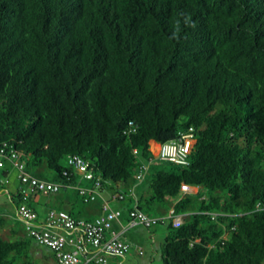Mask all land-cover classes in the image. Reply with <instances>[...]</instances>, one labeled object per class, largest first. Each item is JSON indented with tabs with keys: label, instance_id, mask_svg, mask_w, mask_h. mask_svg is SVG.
Returning <instances> with one entry per match:
<instances>
[{
	"label": "trees",
	"instance_id": "obj_1",
	"mask_svg": "<svg viewBox=\"0 0 264 264\" xmlns=\"http://www.w3.org/2000/svg\"><path fill=\"white\" fill-rule=\"evenodd\" d=\"M190 127L188 164L152 154L153 141ZM4 142L24 154L25 172L51 181L31 173L48 169L68 186L81 178L69 156L87 160L112 189L143 180L155 161L151 193L122 219L156 205L167 210L157 223L171 208L183 216L179 227L169 218L164 264H264V0H0ZM9 167L18 180L9 160L3 177ZM184 183L207 198L183 194ZM131 190L117 188L116 200ZM34 196L26 202L38 215ZM7 225L0 264L56 262L0 210V231ZM39 245L52 255L35 258Z\"/></svg>",
	"mask_w": 264,
	"mask_h": 264
},
{
	"label": "built area",
	"instance_id": "obj_2",
	"mask_svg": "<svg viewBox=\"0 0 264 264\" xmlns=\"http://www.w3.org/2000/svg\"><path fill=\"white\" fill-rule=\"evenodd\" d=\"M193 127L182 132L177 139L158 146L155 157L173 161L178 164H188V156L194 143ZM4 160H9L19 171V191L22 195V203L17 209V217L23 222L30 237L37 243L45 245L54 253L56 264H111L112 257H125L132 249L142 254V248L136 242L121 238L116 233L107 236L115 223H120L122 229L127 230L136 225L150 227L160 221L147 213L133 209L129 211V220L122 224V212L110 207L105 201L102 213L94 219L75 218L68 211L51 209L45 220L38 219L36 212L27 205V197L30 193L42 192L45 194L59 192L60 189L70 187L56 182L44 180L24 171L23 154L7 143L0 145V166ZM70 166L74 168L80 177L90 182V187H76L77 192L85 202H94L101 196L104 188L103 179L96 175L90 163L78 156H69ZM143 169H147L144 167ZM65 174H67L65 172ZM141 172L137 175L142 178ZM72 186V185H71ZM183 192H192L193 188L188 184H182ZM122 199L121 194H113V199ZM263 207L261 202L257 208ZM173 218V225L179 227L183 222L182 215H176L171 208L167 218ZM127 227V229H126Z\"/></svg>",
	"mask_w": 264,
	"mask_h": 264
},
{
	"label": "rangeland",
	"instance_id": "obj_3",
	"mask_svg": "<svg viewBox=\"0 0 264 264\" xmlns=\"http://www.w3.org/2000/svg\"><path fill=\"white\" fill-rule=\"evenodd\" d=\"M63 164H66V160H64ZM159 166L160 165H158L154 161L152 162L150 169L145 173L146 177L143 180L135 181L136 179L134 180L133 175L132 179H130L127 184L120 183L117 185L118 187H114V189L110 188V190L112 189L111 191L114 193L117 191V188L121 189L123 186H129L130 188H132L131 193L125 195V199L123 201L111 200V208H113L114 210L119 209L122 212L123 217V212L125 214L128 208H131V206L134 207L136 205V199L139 196L144 195L145 197H148L151 193V179L153 178V174L159 168ZM10 170V175L5 178L2 175L3 169H0V210L3 212V214L9 216L10 220L13 221V225L16 227V229H18L23 224V222L17 217L16 206L14 204V200L16 201L17 199L16 188L19 182L16 178L17 171L11 168ZM32 172H34V174L43 173L45 175V178L56 182V174L48 169L33 170L31 171V173ZM80 179H78L77 183L73 186L67 187L66 189L62 188L59 192L56 193L45 194L36 192L33 201L30 202V204L33 205L37 212L40 214L39 219H42V221L45 220L51 209L70 212L72 209L71 205L75 204V201H77V197V206L73 209V213L77 215L76 218L86 219L87 217H93L94 214H85V211L86 208L92 206L94 202H91V204H83L82 201L79 200L80 197L77 194L76 187H85V185H89L88 183H86V181ZM8 191L11 195L8 193ZM199 191L201 193L200 195H197L193 192H189L188 194L194 200L196 199L200 201L201 198H207V192L204 189H200ZM176 200H172L171 198L168 199L167 206H170ZM144 206L145 205H143V207ZM161 206L162 205H156L154 206V209H148L144 207V210L151 217H155V215L160 216L167 211H165V207ZM165 218L166 219L164 220V223H154L150 228H146L143 225H137L128 228V230H126V232L123 234L122 238H126L130 241L136 242L137 245L142 248V254H140L138 250L132 249L125 255V257L110 258L111 264H164L162 258V244L164 243L165 237L168 233L169 224L171 222L169 218ZM10 229L11 225H7L5 228L1 229L0 232L4 238H12ZM37 247L40 251L37 249ZM37 247L33 249L35 258L43 259L44 255H52V252L48 248L40 245Z\"/></svg>",
	"mask_w": 264,
	"mask_h": 264
},
{
	"label": "crops",
	"instance_id": "obj_4",
	"mask_svg": "<svg viewBox=\"0 0 264 264\" xmlns=\"http://www.w3.org/2000/svg\"><path fill=\"white\" fill-rule=\"evenodd\" d=\"M86 183H88L89 184V182H86ZM85 186H89V185H85ZM197 190V189H196ZM101 196H99L98 198L99 199H97L96 201H94V203L92 204V206H90V207H88V208H86V213L85 214H94L93 215V217H91V218H89V217H87L86 219H93V218H95V217H97L98 215H100L101 213H102V210H103V206H104V204H105V201H108L109 202V204H110V207H111V200H114L113 199V194H114V192H112L111 190H110V188L108 187V188H105V189H103L102 190V192H101ZM77 201H75V203H76ZM195 203V201H193L192 202V204H194ZM71 206H73V205H71ZM98 207V208H97ZM190 208L192 209V205L190 206ZM95 211V212H94ZM38 216L40 217V214L38 213ZM83 219H85V218H83ZM42 220V219H41ZM127 219H126V217H125V219H122V224L124 225L125 224V226H126V224H127V221H126ZM137 226V225H136ZM134 227V226H133ZM126 229H127V227H126ZM128 230V229H127ZM126 232V230H124V229H122V225L120 224V223H115L114 224V226H113V228H112V230H110L108 233H107V236L109 237V236H111V234L112 233H116V234H118L119 236H121V238H122V236H123V234ZM126 239V238H125ZM51 262V261H50ZM52 263L53 264H56V262L53 260L52 261Z\"/></svg>",
	"mask_w": 264,
	"mask_h": 264
},
{
	"label": "clouds",
	"instance_id": "obj_5",
	"mask_svg": "<svg viewBox=\"0 0 264 264\" xmlns=\"http://www.w3.org/2000/svg\"><path fill=\"white\" fill-rule=\"evenodd\" d=\"M194 142H195V139H194ZM159 144H161V143H156V142H152L151 143V150H152V154L155 156V154H156V152L158 151V146H159ZM194 144V143H193ZM155 146V147H154ZM154 148H155V150H154ZM192 149V148H191ZM154 151H156V152H154ZM20 153H22V152H20ZM23 154V153H22ZM23 157H24V154H23ZM18 174H19V172H18ZM32 175V174H31ZM19 176V175H18ZM18 182H19V184H20V179L18 178ZM53 182V181H52ZM189 185V184H188ZM192 188H193V193H196L197 195L200 193V188L199 187H197V186H192V185H190ZM103 189H105V187L103 188ZM197 189V190H196ZM183 192V191H182ZM189 192H183V194H188ZM119 210V209H118ZM69 212V211H68ZM70 213V212H69ZM94 219V218H93ZM125 225V224H124Z\"/></svg>",
	"mask_w": 264,
	"mask_h": 264
}]
</instances>
